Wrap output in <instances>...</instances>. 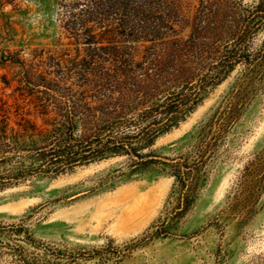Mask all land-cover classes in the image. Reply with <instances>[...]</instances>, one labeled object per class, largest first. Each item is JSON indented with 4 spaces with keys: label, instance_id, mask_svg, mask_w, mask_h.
Segmentation results:
<instances>
[{
    "label": "rangeland",
    "instance_id": "rangeland-1",
    "mask_svg": "<svg viewBox=\"0 0 264 264\" xmlns=\"http://www.w3.org/2000/svg\"><path fill=\"white\" fill-rule=\"evenodd\" d=\"M125 1L0 0V104L120 111L231 68L139 152L148 166L122 155L0 191V264H264V0ZM89 17L109 48L86 44Z\"/></svg>",
    "mask_w": 264,
    "mask_h": 264
},
{
    "label": "trees",
    "instance_id": "trees-1",
    "mask_svg": "<svg viewBox=\"0 0 264 264\" xmlns=\"http://www.w3.org/2000/svg\"><path fill=\"white\" fill-rule=\"evenodd\" d=\"M89 1L121 10L128 5L125 0ZM92 22L93 17H89L83 25L86 44L94 51L109 48V39L115 31L105 28L95 33L93 27H88ZM230 68V63H224L220 71L208 75L200 84L186 85L148 106L123 104L120 111L116 108L107 111L103 106L82 105L73 100H56L55 104L64 113L52 116L49 104L33 95L15 99L12 104L1 102L0 191L36 178L54 179L71 173L76 167L122 155L130 157L135 168L148 166L149 155L139 152L151 148L159 136L177 127L199 105L206 89L219 84ZM80 108L88 111L85 117L79 115ZM85 120L92 121L96 128L87 137L78 132ZM5 230L0 226V239L9 238L4 236Z\"/></svg>",
    "mask_w": 264,
    "mask_h": 264
}]
</instances>
